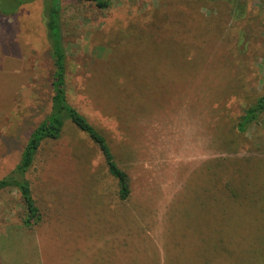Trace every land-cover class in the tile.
<instances>
[{
    "label": "rangeland",
    "instance_id": "obj_1",
    "mask_svg": "<svg viewBox=\"0 0 264 264\" xmlns=\"http://www.w3.org/2000/svg\"><path fill=\"white\" fill-rule=\"evenodd\" d=\"M55 48L130 193L65 120L25 174L40 222L0 189V264H264V112L236 127L264 89V0H0V179L49 113Z\"/></svg>",
    "mask_w": 264,
    "mask_h": 264
},
{
    "label": "trees",
    "instance_id": "obj_2",
    "mask_svg": "<svg viewBox=\"0 0 264 264\" xmlns=\"http://www.w3.org/2000/svg\"><path fill=\"white\" fill-rule=\"evenodd\" d=\"M80 1L92 2L100 8H105L107 7L109 0ZM15 8L11 11L15 10ZM56 12L57 9L52 7L49 19L47 21V27L48 30L53 32L52 37L55 38L54 42L57 43L58 47V42L56 41L58 37L60 38V30L59 24L55 21ZM58 54L59 50L57 48L53 49L52 55L54 56ZM61 58L62 56L59 54L56 60V63L58 64V70L54 75V81L51 82L52 96L50 98L49 113L29 135V138L26 142L27 144L23 149L20 160L16 164L15 168L10 172L9 175L0 179V189L3 187H12L17 191L26 210L27 225L32 224V221H35V219H37V222H34V224H38L40 221L32 197L30 185L25 178V174L31 167L40 144L45 141L56 140L61 136L65 120L70 121L74 127L85 133L90 141L98 147L108 172L117 180L118 198L122 201L126 200L130 193L129 178L114 161V157L105 137L87 120V118L82 113L77 110V108L70 105L67 101L65 94V84L63 81L64 68L61 64ZM262 112H264V89L261 95L255 100L254 104L244 111V114L241 116L236 125L237 130L243 132L246 126L255 121Z\"/></svg>",
    "mask_w": 264,
    "mask_h": 264
},
{
    "label": "crops",
    "instance_id": "obj_3",
    "mask_svg": "<svg viewBox=\"0 0 264 264\" xmlns=\"http://www.w3.org/2000/svg\"><path fill=\"white\" fill-rule=\"evenodd\" d=\"M84 246V245H83ZM95 250H90V251H88V253H86V258H85V260L83 261V260H80V262H79V264H87V262L89 261V264H96L95 262H93V258H94V254H93V252H94ZM128 254V253H127ZM140 255L139 254H130V256H129V254H128V256H125V261L127 262L130 258H133V257H139ZM130 257V258H129ZM74 258H75V260H74V262H75V264H77L76 262H77V260H78V257L77 256H74ZM82 259V258H81ZM95 259V258H94ZM117 260H119V258H112V259H110V261H111V263L110 264H118V262H117ZM122 260V259H121ZM137 260H139V259H137ZM74 264V263H73ZM121 264H123V261H122V263ZM125 264H127V263H125ZM129 264V263H128ZM161 264H163L162 262H161ZM168 264V263H167Z\"/></svg>",
    "mask_w": 264,
    "mask_h": 264
}]
</instances>
